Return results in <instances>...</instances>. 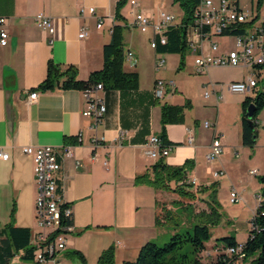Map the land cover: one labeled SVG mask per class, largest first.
<instances>
[{"label": "crops", "instance_id": "1", "mask_svg": "<svg viewBox=\"0 0 264 264\" xmlns=\"http://www.w3.org/2000/svg\"><path fill=\"white\" fill-rule=\"evenodd\" d=\"M116 2L0 0V17L6 18L0 28L9 36L8 43L0 45V150L8 153L6 159L0 158V228L8 224L31 231L37 228L33 159L25 155L21 147L72 144L73 156L62 158L58 175L59 189L64 202L70 205L74 225L73 231L67 233L63 252L66 264H72L71 260H76L77 264H97L98 256L108 247L113 248L116 263L134 260L143 243L158 238L160 227L154 222V188L143 178H137L149 171L156 161L144 154L143 143L150 134L158 135L164 104L188 105L180 122L166 124L167 140L172 144L171 151L163 158L167 164L176 166L190 160L188 180L194 179L199 186L220 184L224 180L230 184V192L234 190L241 201L258 190L252 178L257 175L256 168H250L248 174L245 172L247 185L241 180L231 181L235 177L233 167L243 162L241 155L248 148L241 143V102L251 92L230 93L223 85L225 82L214 77L210 69L194 76L192 58L197 55L188 47L182 53L168 52L157 43L155 48L150 46L153 57L152 54L146 56L142 48L145 32L128 25L131 16L129 20L117 22L123 24L124 54L131 50L137 62L131 66L124 60L123 68L138 73V86L95 92L106 105L97 128V133L104 137L101 144L93 147L90 143L92 131L88 128L89 119L82 115L85 107L82 91L36 88L45 78L50 60L61 67L75 66L80 79H86L90 72L102 67L103 45L109 42L111 26L116 22ZM89 7L94 8V14L89 12ZM81 8L84 9L82 14ZM38 12L51 18L53 34L36 25L34 16ZM97 19L102 20L100 27L96 26ZM260 21L256 18L254 22ZM80 28L87 31L83 38L78 37ZM152 36L150 29L147 39L150 41ZM200 48L204 54L210 52L208 40H200ZM231 49L232 46L226 48L222 41L213 54H224ZM159 57L164 59L163 79L174 81V86L167 88L162 98L153 95L154 83L159 77L152 69L149 72L145 69L146 63L151 67L152 61ZM206 79L208 81L204 82ZM232 80L239 79L229 81ZM195 82L201 83L210 94L205 97L195 91L191 93ZM31 92H36L33 100L28 99ZM217 94L221 96L219 99ZM223 115L229 118V128L222 129L219 139L217 126ZM207 118H211V122ZM205 121L211 125L205 127ZM257 122L259 128L264 126V108ZM259 128L256 138L260 135ZM121 131L125 134L119 138ZM78 134L82 136L80 143L76 139ZM188 137L192 140L188 141ZM214 138L220 140L222 151L218 158L208 161L205 154ZM76 160L79 164H75ZM260 161L254 166L263 172L264 158ZM216 171L222 173L215 176ZM204 197L207 199L206 193ZM6 264L32 263L16 255Z\"/></svg>", "mask_w": 264, "mask_h": 264}, {"label": "trees", "instance_id": "2", "mask_svg": "<svg viewBox=\"0 0 264 264\" xmlns=\"http://www.w3.org/2000/svg\"><path fill=\"white\" fill-rule=\"evenodd\" d=\"M127 0H117L114 20L111 26V35L108 43L103 45V63L100 69L89 73L86 79L77 77L75 66L61 67L52 62L47 63L45 78L37 85L42 91L52 90L55 87L62 89H76L83 91L93 85L101 83L104 90L136 89L138 86V73L127 71L123 68L124 48L122 42L123 24L125 18L121 8ZM178 2L183 14L181 24L171 26L164 31L167 42L162 49L168 52L182 53L186 47L185 29L192 22L193 13L198 0H173ZM263 0H256L257 8H260ZM253 18L247 22H232L221 35L234 36L244 33L252 23ZM264 27V20L261 22ZM258 78L264 70L262 66H255ZM253 105V115L249 119L246 115L247 107ZM184 105L164 104L161 107V128L158 137L162 145L170 144L166 135V124L180 122ZM264 108V85H258L251 93L246 94L241 102V143L253 148L258 132L257 117ZM164 157L158 158L144 175L138 177L154 188V222L158 227H169L172 235L168 242L162 246L149 240L141 245L134 260H126L119 264H228L233 256L219 252L215 257L209 258L205 263L201 261L205 255L206 242L211 237V227L217 225L222 217L219 206L214 199L216 182L209 186L195 185L187 178V172L191 168V161L186 160L181 165H169ZM260 194L257 206L250 220V227L245 240L241 243L231 235H221L217 240L222 245L211 246L224 249L239 243L243 246L246 262L250 264H264V174L258 176ZM209 192L207 199L204 194ZM212 195V196H211ZM13 210V208H12ZM186 210L187 218L181 215ZM184 222L185 231H177L179 224ZM31 230L18 227L13 224L0 228V264L8 263L18 255L23 261H31L32 248L29 245ZM189 246L190 251H187ZM190 254L192 257H190ZM98 264H118L114 261L112 247L104 249L97 259Z\"/></svg>", "mask_w": 264, "mask_h": 264}, {"label": "built area", "instance_id": "3", "mask_svg": "<svg viewBox=\"0 0 264 264\" xmlns=\"http://www.w3.org/2000/svg\"><path fill=\"white\" fill-rule=\"evenodd\" d=\"M131 9L128 14L131 16V23L128 25L136 27L140 32H146L151 29L153 36L150 40V46L155 48L157 43L165 44L167 37L164 31L171 26H178L181 20H176V16L171 12L158 10L154 16L143 13L139 4L135 0H129ZM91 14L95 13L93 7L88 8ZM84 9H80L82 14ZM253 14H246L239 6L238 0H198L193 19L185 29V40L187 47L197 56L194 59L195 71L197 73L207 72L213 66H245L249 68L248 76L243 80H232L226 84V88L232 93H245V89H254L258 84V75L255 66L264 67V27L260 21L253 22L250 28L244 33L234 35V48L224 54L215 55L213 52L218 50L217 42L211 38L221 33L232 22H247L253 19ZM36 25L44 32L53 34L54 26L49 16L38 12L34 16ZM6 18L0 17V25L5 23ZM102 20L97 19L96 26L100 27ZM87 35L85 28H80L78 37L83 38ZM8 32L0 28V45L8 43ZM208 40L209 51L206 54L201 52L200 40ZM124 60L131 65L135 64V56L131 50L124 54ZM155 66L161 68L164 66V59L159 57L155 60ZM214 84H212L213 86ZM174 86V81L170 79L157 78L153 87V95L156 98H162L167 88ZM103 90L101 83L93 85L82 91L85 107L82 115L89 119L88 128L92 131L90 143L93 147L98 146L104 141V137L97 133V128L101 124L106 111V105L102 97L95 95L96 91ZM210 92H204L207 97ZM36 97V92L28 95L29 100ZM221 96L216 95L219 99ZM211 124L204 122V126ZM121 131L119 138L124 136ZM77 142L82 141L81 134L77 135ZM192 138L188 137V141ZM144 154L151 159L157 160L165 157L172 149V145H162L161 140L156 134H150L143 143ZM21 151L33 159L32 172L37 185V196L34 202V219L36 230L31 231L29 245L32 248V264H66L63 259V252L67 246V233L72 232L74 225L72 223V211L70 205L64 202L60 192L59 171L61 169L62 158L73 156V145L65 144L61 147L50 145H25ZM222 146L218 138H214L207 153L206 160L218 158L221 154ZM7 152L0 150V158L6 159ZM107 167V161L103 162ZM79 164V161H75ZM222 171L214 172L217 176ZM250 173H254L250 170ZM195 184V180H189ZM259 198V196H258ZM239 196L233 190L230 192V201L237 202ZM225 252L228 256H233L228 264H245V253L242 245H235L220 249L211 247L205 251V256L215 257L219 252Z\"/></svg>", "mask_w": 264, "mask_h": 264}, {"label": "rangeland", "instance_id": "4", "mask_svg": "<svg viewBox=\"0 0 264 264\" xmlns=\"http://www.w3.org/2000/svg\"><path fill=\"white\" fill-rule=\"evenodd\" d=\"M138 4L141 5V11L146 14H150L151 16H154L158 10H163L166 12H171L176 16V20H180V17H182L183 11L179 5L178 2H174L173 0H135ZM239 6L242 8L243 12L246 14H253L256 16L257 20L260 21L264 17V6L261 5L260 8H257L256 0H239ZM143 7V8H142ZM130 10V4L129 0L125 2V4L121 8V13H123V16L125 19H130V15L128 14ZM105 25V23H104ZM106 28V26H104ZM150 31V29H149ZM145 32L143 37L144 41L142 42V48L144 49V54L146 56H150L152 54L153 57V50L150 47V41L147 39L148 32ZM215 37V38H214ZM220 47V43L223 41L225 47L228 46L233 47V36L228 35H214L212 37ZM219 38V39H218ZM213 40V41H214ZM221 40V42H220ZM187 55V52H186ZM135 56V55H134ZM192 62H194V59L192 58ZM135 63L136 58H135ZM168 63V60L166 59L165 64ZM131 65L130 63H128ZM133 66V65H131ZM145 69H147V72L152 69V73H156V76L159 78H163L164 69L165 68H157L155 66V61H152L151 67L150 63L145 66ZM210 72L214 74V77L222 80L225 82L223 85L229 83L231 79H239L243 80L245 79L249 74V68L245 66H213L210 67ZM193 75H201L198 74L195 69L192 71ZM205 75V74H202ZM208 79L204 80V82H207ZM229 81V82H227ZM196 86H193L190 91L191 93H198L197 95H203L206 91V87H204L201 83L195 82ZM258 87H261L264 85V70L261 72V77L258 78ZM200 88V90H199ZM227 89V88H226ZM231 93V92H230ZM249 93V92H248ZM204 100V99H203ZM211 122V118H207ZM229 121V118H227L226 115H223L219 121V125L217 126V134L219 139H221V135L219 134L222 129L228 130L227 123ZM212 128V126L210 127ZM259 128V127H258ZM260 135L258 138H256V143L253 146V148H245L247 151L246 153L241 155V159L243 160L242 163L236 165L233 167V174L234 178L231 179V181H239L243 182L244 185L248 184V180L245 178V172L248 174V170L250 168H256L257 175L252 177L255 180V183L257 184V192L252 195V197H247L246 200H238L237 202H231L230 201V188L228 182L224 183V180L220 181V184L216 183V192L214 199L217 202V205L219 206V210L222 213V217L220 222L211 227V237L206 242V247L211 248L212 245L215 243L218 245H222V241L217 240V237H220L221 235H231L233 236L236 241L241 242L243 241L248 233L249 227H250V220L253 215V210L255 206L258 203V196L260 194V186L258 181V176L264 174V165L263 166V172H259L257 170V167L254 165L257 163H261V159L264 158V126H260L259 128ZM263 164V163H262ZM241 166L243 167V171H241ZM230 182V181H229ZM209 192L211 193V190L206 192V195L208 196ZM208 193V194H207ZM212 196V195H211ZM245 197V196H244ZM246 198V197H245ZM187 212L186 210H182L181 215H183L184 220L187 218ZM177 231H185L186 227L184 226V222H181L179 224ZM158 233V238L155 240H152L156 242L158 245L162 246L164 243L168 242L170 239V236L172 235V230L169 227H160ZM187 251H190L189 246H187ZM190 257L191 254H190ZM209 258L205 255H202L201 261L205 263ZM72 264H77L76 260H71ZM248 262V261H247ZM245 264H250V263ZM98 264V263H97Z\"/></svg>", "mask_w": 264, "mask_h": 264}, {"label": "water", "instance_id": "5", "mask_svg": "<svg viewBox=\"0 0 264 264\" xmlns=\"http://www.w3.org/2000/svg\"><path fill=\"white\" fill-rule=\"evenodd\" d=\"M246 115L247 117L250 119L253 115V105L250 104L248 107H247V111H246Z\"/></svg>", "mask_w": 264, "mask_h": 264}, {"label": "bare ground", "instance_id": "6", "mask_svg": "<svg viewBox=\"0 0 264 264\" xmlns=\"http://www.w3.org/2000/svg\"><path fill=\"white\" fill-rule=\"evenodd\" d=\"M253 89H245V93H248V92H252ZM237 245H241V243L237 244Z\"/></svg>", "mask_w": 264, "mask_h": 264}]
</instances>
